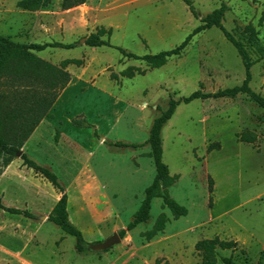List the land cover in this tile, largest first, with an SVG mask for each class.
Listing matches in <instances>:
<instances>
[{"label":"rangeland","instance_id":"374dc122","mask_svg":"<svg viewBox=\"0 0 264 264\" xmlns=\"http://www.w3.org/2000/svg\"><path fill=\"white\" fill-rule=\"evenodd\" d=\"M20 1L0 0V36L19 44L78 42L79 46L37 53L55 69L40 66L23 76L1 77L0 114L5 117L14 111L16 117L8 127L29 114L32 120L45 111L53 116V125L29 144L27 154L57 174L69 196L71 221L82 230L88 245L78 253L74 237L43 219L62 194L29 170L27 175L20 174L21 179L0 177V201L36 216L28 219L0 210V264H203L195 246L216 237L239 242L234 252L219 251L220 262L232 256L239 264H264V110L242 95L182 103L163 128V161L171 175L179 176L169 192L188 209V215L176 219L162 199H155L147 224L127 232L108 251L89 249L90 244L125 230L141 207L156 176L148 143L151 129L168 109L170 97L232 89L243 84L246 69L236 47L218 28L195 36L181 56L169 59L160 69L124 58L114 48L85 45L91 34L105 28L113 30L114 46L140 57L171 51L202 25L203 18L226 4L227 30L240 38L237 28L253 24L264 46V0H191L197 17L184 0H88L68 11L62 9L63 0H48L36 12L19 8ZM263 55L252 53L251 87L264 97ZM72 59L84 60L85 65L62 67ZM131 67L146 73L121 77ZM65 72L71 81L81 80L57 104L67 88H62ZM113 76L120 77L116 81ZM61 134L72 137L85 153L98 147L101 136L141 148H104L97 154L92 162L107 151L104 158L109 167L100 171L109 186L104 189L88 171L77 175L87 156L66 143L56 147L54 139L58 136L61 142ZM245 134L256 141L243 142ZM215 144L219 147L210 150ZM19 164L11 174L19 173ZM111 165L116 172H111ZM128 165L138 168L133 178L119 170ZM162 214L169 219L166 229L147 241L145 233Z\"/></svg>","mask_w":264,"mask_h":264},{"label":"trees","instance_id":"16d2710c","mask_svg":"<svg viewBox=\"0 0 264 264\" xmlns=\"http://www.w3.org/2000/svg\"><path fill=\"white\" fill-rule=\"evenodd\" d=\"M88 0H63L62 9L68 11L87 3ZM190 7L191 12L197 17L198 14L193 6L191 0H184ZM48 4V0H21L18 4L19 8L28 10L31 12L39 11L41 8ZM228 6L223 4L220 8L216 9L212 13L208 14L202 19V25L197 27L188 38L174 50L161 52L157 55H147L140 57L136 54L129 53L121 48L114 46L111 43V36L113 35L112 29L99 28L94 34H91L86 39V46L91 48H114L120 51V53L127 59H133L136 61H142L147 64L151 69H160L164 67L169 59L173 57L181 56L184 50L188 47L192 39L212 28L220 29L225 37L236 47L243 64L246 69V79L243 84L232 89L220 90L216 93H206L202 90L193 93L189 97L175 99L170 97L168 109L158 117L152 126L149 144L151 145L150 156L154 159L156 167V176L153 183L146 189L145 198L141 204V207L134 216L132 222H130L125 230L119 233L121 238H124L127 232H131L137 229L143 224H147L151 220V211L153 202L155 199H162L164 207L169 209L176 219L186 217L188 215V209L179 204L170 195L169 189L175 185L179 180V176L171 175L169 167L163 161V128L173 118L177 108L182 104H189L195 100H209V99H236L239 96H247L253 102H255L260 108L264 110V97L254 91L251 87L253 80L252 69L255 65V61L252 58L253 52H263L264 46L260 40V32L253 24H249L243 28H237L240 38H237L234 33L227 30L224 25L225 16L228 12ZM106 37V38H105ZM79 46L78 42L71 44L63 43H46V44H19L9 39L0 36V78L6 75L23 76L29 73L32 69H36L40 66H48L55 69L50 64H47L41 58L37 56V53L46 51L47 49H75ZM264 58V55H263ZM71 65L83 67L85 65L84 60L72 59L66 60L62 63L63 68H68ZM62 71V70H60ZM146 71L138 68L131 67L121 73V77L134 78L136 75H144ZM65 81L63 83V89H65L71 82V75L68 72L64 73ZM120 76H113V79L118 81ZM25 84L29 83L25 81ZM24 101V100H23ZM25 105V103H23ZM20 108L21 106H14ZM16 117L13 110L7 112L5 117L0 114V175L11 165L18 154L22 152L25 144L29 141L35 130L41 124L45 118H50L51 115L45 111L36 120H32V116L29 114L21 118L19 123L8 127L9 123ZM32 124V125H29ZM9 137L8 138V135ZM58 140V138H57ZM243 142L254 143L256 138L254 136L245 134L242 138ZM117 147H140L131 146L123 143L114 144ZM219 147V144H215L210 147V150ZM21 159L24 165L29 169H32L36 175H39L48 183H50L57 191L62 194L61 199L55 205L53 211L49 215L48 221L54 223L62 229L64 233L70 235L76 240V251L83 253L86 251L87 241L83 232L74 225L70 220L69 215V196L65 192L64 187L59 181V177L52 170L40 166L34 160L30 159L26 153H23ZM214 192V181L210 183V193ZM212 199V198H211ZM0 210L5 211L11 215L24 216L28 219H36V216L28 210H22L17 208H9L3 205L0 201ZM169 219L166 214H162L155 222L153 228L145 233L147 241H152L160 233H162L168 223ZM196 250L203 257V264H239L233 257H222L221 262L219 260V251L233 252L239 248V242L222 240L220 237L213 239H205L199 241L196 246Z\"/></svg>","mask_w":264,"mask_h":264},{"label":"crops","instance_id":"0c3cea01","mask_svg":"<svg viewBox=\"0 0 264 264\" xmlns=\"http://www.w3.org/2000/svg\"><path fill=\"white\" fill-rule=\"evenodd\" d=\"M77 80H81L80 78H75L74 80H72L70 83H69V85L67 86V88L63 91V93L60 95V97H59V99H58V101H57V104L59 103L60 104V102L62 101V99L64 98V96L68 93V91L70 90V88L72 87V86H74V84H75V82L77 81ZM56 104V105H57ZM56 107V106H55ZM55 111V110H54ZM55 115V114H54ZM53 121H54V118H53V116H51L50 118H45L42 122H41V124L38 126V128L35 130V132L33 133V135L31 136V138L29 139V141L25 144V146H24V148H23V150H22V154L23 153H26L27 154V152H28V147H29V144L31 143V142H34V141H37V140H39L40 138H42V136H43V134L45 133V130H46V128L47 127H51L52 125H53ZM62 135V138H61V142H59V140H57V138H58V136H56V139H54L56 142H57V144L55 143V145H56V147L58 146H60L61 144H68V145H70L71 147H74V148H76L79 152H82V153H84L86 156H87V158H86V160H85V162H84V164L82 165V167L80 168V170H79V172H78V176L79 175H81L82 173H85L86 171H88L89 172V174H92V175H94L96 178H98V179H100L101 180V185L104 187V189H107V187H109L108 186V184H107V182H105L102 178H101V175H100V171L101 170H103L104 168H108L109 167V165L107 164V162H106V158H104V155H105V152H107L106 150L105 151H103L102 152V154H103V156H102V158H101V160H99V161H96V162H92L93 161V159L97 156V154H99L100 153V151L102 150V149H106V148H108V149H112V148H118V149H140L141 147H137V148H135V147H128V148H123V147H117V146H115L114 144H116V143H123V142H119V141H117V142H110L109 140H107L106 139V137H102L101 136V139H99V142H100V144H98V147L96 148V149H93V150H89L88 149V151L85 153V152H83L84 150L82 149L83 147L79 144V143H77L72 137H70V136H68V134H61ZM54 141V142H55ZM123 144H127V143H123ZM128 145H131V146H133V144L131 143V144H128ZM135 146H137V145H135ZM28 155V154H27ZM105 159V160H104ZM16 163H20L19 164V168H18V171H19V173H12L11 174V172L13 171V167L16 165ZM106 164H107V166H106ZM112 167L111 168H109L110 170H111V172H116L117 171V169L116 168H114L113 167V165H111ZM24 169H26V171H23ZM29 170H32V169H29L28 167H26L25 165H24V162H23V160L21 159V157H19L18 159H16L15 161H13L12 163H11V165L5 170V172L3 173V174H1L0 175V177L1 178H3V180L4 179H7L9 176H14V177H18V178H20L21 177V175L20 174H25V175H27L26 173H28L29 172ZM119 170H121L123 173H125V175H127V176H129V178H133L134 176H136L137 175V173H138V168L136 169V168H134L133 166H125V167H123V168H119ZM118 170V171H119ZM33 171V170H32ZM19 174V175H18ZM75 176V175H74ZM73 176V177H74ZM113 176V178H116L117 176H118V174L116 175H112ZM21 179V178H20ZM23 179H25V176H23ZM2 180V181H3ZM217 186H218V184H217ZM2 202V201H1ZM4 206H6L5 204H3ZM7 207V206H6ZM9 208H11V207H9ZM69 209V208H68ZM53 211V210H52ZM69 215H70V213H69ZM44 218V217H43ZM47 219L46 220H48L49 219V216L48 217H46ZM70 220H71V216H70ZM72 222V221H71ZM73 223V222H72ZM74 224V223H73ZM75 225V224H74ZM79 228V227H78ZM80 229V228H79ZM81 230V229H80ZM82 231V230H81Z\"/></svg>","mask_w":264,"mask_h":264},{"label":"water","instance_id":"95a60500","mask_svg":"<svg viewBox=\"0 0 264 264\" xmlns=\"http://www.w3.org/2000/svg\"><path fill=\"white\" fill-rule=\"evenodd\" d=\"M19 157L22 156V152L18 154ZM43 219H47L44 217ZM122 238L119 236V234H114L111 236L109 239H107L104 242L100 243H95V244H90L89 249L92 250L93 252H104L112 249L114 246L119 244L121 242Z\"/></svg>","mask_w":264,"mask_h":264}]
</instances>
